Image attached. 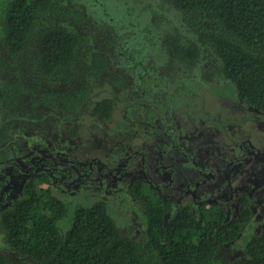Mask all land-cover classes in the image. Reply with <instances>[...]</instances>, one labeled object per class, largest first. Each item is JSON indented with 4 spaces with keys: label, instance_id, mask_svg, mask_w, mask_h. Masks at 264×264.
Returning <instances> with one entry per match:
<instances>
[{
    "label": "trees",
    "instance_id": "trees-1",
    "mask_svg": "<svg viewBox=\"0 0 264 264\" xmlns=\"http://www.w3.org/2000/svg\"><path fill=\"white\" fill-rule=\"evenodd\" d=\"M165 2L182 17L175 34L157 35L168 64H220L240 97L264 110V0ZM157 12L164 17L154 9V22ZM98 14L84 0H0V141L16 124L43 123L52 113L91 106L93 115L112 116L115 102L102 93L125 87L127 66L142 65L145 54L124 49L120 37L99 44L100 26L112 22L104 10ZM241 210L243 218L229 224L215 210L199 223L184 214L169 226L162 215H150L145 244L123 234L105 204L81 206L70 216L66 203L30 181L3 219L16 253H0V264H264V231L231 259L249 216Z\"/></svg>",
    "mask_w": 264,
    "mask_h": 264
},
{
    "label": "flooded vegetation",
    "instance_id": "flooded-vegetation-1",
    "mask_svg": "<svg viewBox=\"0 0 264 264\" xmlns=\"http://www.w3.org/2000/svg\"><path fill=\"white\" fill-rule=\"evenodd\" d=\"M178 66H162L164 74L152 65L127 66L125 87L102 93L115 102L109 119L93 115L90 106L14 126L0 141V253H16L3 219L25 198L32 181L66 203L69 213L105 204L119 230L126 219L141 228V237L122 233L145 244L150 215H162L161 224L169 226L184 214L199 223L215 210L229 224L243 218L244 207L249 216L233 242L231 259L243 255L236 244L264 231V110L242 99L228 78L212 77L209 82L216 85H209L196 70ZM177 77L184 81L173 88ZM85 112L109 129L104 144L80 146ZM53 119L68 125L67 137L47 130Z\"/></svg>",
    "mask_w": 264,
    "mask_h": 264
},
{
    "label": "rangeland",
    "instance_id": "rangeland-1",
    "mask_svg": "<svg viewBox=\"0 0 264 264\" xmlns=\"http://www.w3.org/2000/svg\"><path fill=\"white\" fill-rule=\"evenodd\" d=\"M85 8L90 9L94 14L99 13L102 10L109 16L110 22L105 26H100L99 29V44L106 45L110 44L113 40L117 42L121 39L122 46L124 49H130L131 51L144 52L145 56L143 59V64L145 66H171L168 64L169 57L164 52L161 40L158 41L157 35L164 32L176 33L177 27L181 28L182 26V17L180 13L172 6L170 2H165V0H84ZM158 10L163 13V18L159 16V12L155 15L157 19L156 22L153 21L152 10ZM163 27L164 29H162ZM120 37V38H119ZM152 38L154 39L153 42ZM148 41V42H147ZM146 42V44H145ZM150 42V43H149ZM146 45V48H141V46ZM121 46V47H122ZM132 53V52H131ZM152 55L153 58L148 55ZM213 54V53H212ZM214 56V54L212 55ZM215 57V56H214ZM213 57V58H214ZM115 59H117L115 57ZM208 60V57H207ZM173 66L181 70H196V74L201 81L212 79V77L220 82L222 79H227L224 77L223 69L220 64L217 63H208L204 62L198 66H192L186 63H173ZM213 72L212 76L207 77V73ZM193 73V72H192ZM187 80L186 75H184ZM174 78V77H173ZM181 77L175 78L174 87L180 86ZM216 81L209 82V85H216ZM208 92V88H207ZM206 92V93H207ZM219 105V104H218ZM62 115V114H58ZM86 117L85 126L83 132L80 135V146H89L88 148L95 147L98 143L104 144L109 139V129L105 126L104 123L95 121L91 118H88V112L84 113ZM93 120V121H92ZM60 119L51 120V124L47 127V130H53L54 134H57V131H60L61 136H66L68 125L65 123H60ZM29 126V125H28ZM33 128V127H31ZM24 129L20 131H15V133L23 132ZM92 150V149H89ZM96 152V150L94 149ZM72 212L70 211V216ZM121 229L125 234H129L136 239L141 237L139 232V227L130 226L126 222V219H121ZM67 229L68 227H65ZM252 234V233H250ZM244 245L242 243L236 244V250L242 249ZM241 254V251H240ZM243 256V255H242ZM240 257V256H239Z\"/></svg>",
    "mask_w": 264,
    "mask_h": 264
}]
</instances>
